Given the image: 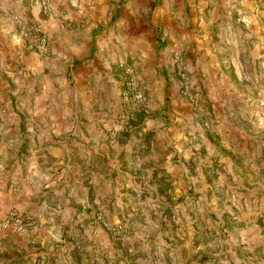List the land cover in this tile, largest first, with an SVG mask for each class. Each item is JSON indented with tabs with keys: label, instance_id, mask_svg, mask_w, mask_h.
Returning a JSON list of instances; mask_svg holds the SVG:
<instances>
[{
	"label": "crops",
	"instance_id": "1",
	"mask_svg": "<svg viewBox=\"0 0 264 264\" xmlns=\"http://www.w3.org/2000/svg\"><path fill=\"white\" fill-rule=\"evenodd\" d=\"M119 1L48 0L49 12L42 14L39 0H0V264H18L20 257L35 260L45 253L37 254L39 243L45 247L50 242L53 250L51 241L61 240L72 228L79 191L100 195L99 188L105 190L121 176L127 187L153 184H148L150 201L135 202L137 209L160 206L152 201L167 207L171 194L189 216L197 215L198 208L203 219L207 212L224 224L232 217L238 235L234 240L228 233L227 244L264 250V96L257 86L246 91V76L237 72L235 80L226 74L211 46L224 29L255 28L250 23L264 16L263 0H124L117 20L120 33H115L114 22L107 42H101L109 53L103 61L98 40L117 15ZM36 20L51 37L45 54L26 49L25 25ZM100 26L102 33L97 34ZM167 26L179 40L163 49ZM149 48L156 55L150 58L155 73L140 75L149 104L130 119L122 97L126 74L120 65H130L128 55L140 54L134 63L143 69L141 60L150 62L143 58ZM180 59L186 67L177 63ZM178 68L190 71L193 97L180 93L173 78ZM79 69L94 71L84 72L94 85L81 94L73 89ZM254 77L259 83L256 69ZM151 113L159 117L150 119ZM119 116L139 126V136L125 137L122 145L126 129ZM113 135L117 141L110 140ZM128 149L140 153L127 159L122 170L120 156ZM96 161L110 172L91 170ZM197 182L202 185L198 193ZM213 189L220 193L210 200ZM12 212L30 213L37 226L3 228Z\"/></svg>",
	"mask_w": 264,
	"mask_h": 264
},
{
	"label": "rangeland",
	"instance_id": "2",
	"mask_svg": "<svg viewBox=\"0 0 264 264\" xmlns=\"http://www.w3.org/2000/svg\"><path fill=\"white\" fill-rule=\"evenodd\" d=\"M41 1L42 0H39L40 3ZM123 2L125 3L124 0H121L115 5L117 15L114 16L112 19L113 21L105 25V28H107L106 34H101V26L97 33L101 34L98 40L97 53L102 55L103 61L108 58L109 53L103 48L101 42L103 40L107 42V38L110 34L109 32L113 31L114 22H116L115 33H120V31L117 30V20L121 15V11L124 9ZM262 3L264 4V0ZM146 7L144 8L146 9ZM148 8L150 11V6ZM263 10L264 9H262V11ZM48 12L49 9L46 13L41 11L42 14H47ZM149 16H151V14H149ZM17 17L20 19L19 16ZM250 25H255V28L246 26L245 28L241 27L240 30H234L233 27L231 32L228 28L224 29L222 33L224 38L219 36L213 41L215 46H211L216 48V51L219 52L217 56L219 57L225 73L229 76L232 74L235 80L239 79V74L237 72L242 75V78L246 76L248 78L245 81L246 91L250 92L257 86L260 89V93H262L260 97L263 99L264 16L258 17L257 21L250 23ZM167 30L168 34L161 46L163 49H166V47L170 48V46L175 47L176 40H179L178 34L172 26H167ZM245 33L248 34L246 35ZM147 46L150 47V40ZM171 52L172 51H170L169 54H172ZM152 53L149 48V52L143 58L150 61V58L156 57V55ZM93 55L94 51L91 58ZM138 56H140V54L134 55L133 58H131V54L128 55L127 62L136 67L139 78L142 72H148L153 75L155 70L152 69V61L145 62L141 60L142 64L143 62L146 63V66L142 69V66L134 63L136 60H140ZM118 58H120L119 53ZM184 59H180L179 62H177L182 67H186V61ZM90 60L84 63L83 61L79 62V66L82 63L84 66L88 65L91 63ZM177 63L175 64L176 68ZM237 64H243V68L241 65L237 66ZM84 66L81 68H84ZM94 66H96V64H94L93 67ZM255 69L259 75V83L252 81V79L255 78ZM89 71H92L94 74L92 69H85L84 71L79 69V75L75 74L77 78L73 79V89L80 90V94L87 92L89 88L94 85V79H91L90 83H88V81H86V76L83 77L84 72L87 74ZM95 72H98L97 68H95ZM182 72H186V76L191 83V73L188 69L185 70L183 68V70H179L178 68L173 72V74H175L173 78L178 82L180 93L185 96L181 86ZM251 76L253 78H251ZM115 77L119 82L123 81V77L116 75ZM259 84H261V86H259ZM113 87L118 89L116 86ZM119 88L122 89L121 84ZM145 95L147 101L143 109L148 107L150 99L147 92H145ZM121 104L124 105V102ZM261 105L264 106V104ZM151 116L152 117H149L150 119L159 117L156 113H151ZM117 119L120 125L126 129L123 135L124 138L120 139L121 145L126 141L125 137L129 135H131V137L139 136L137 134L139 127L138 123H136L137 121L132 123L131 120L128 122L127 118L123 116H119ZM165 124L167 126L170 125L168 120ZM113 139L117 141V137L114 135L110 140ZM156 147L160 149L162 146L157 144ZM162 148H164V146ZM109 151H114V149L111 147ZM125 152L122 151L119 161V163H122L120 167L122 170H124L127 159H135V156L140 153L135 149H128L125 150ZM160 152L163 154L162 151ZM142 154L146 157L148 153L146 150H143ZM82 168L83 167H81V169ZM109 168L110 167L106 165H102L101 162L98 163V161H96L94 168L91 170L94 172L100 171L101 174H105L110 172ZM114 173L116 175L118 174L116 171ZM121 175H124L123 172ZM213 175H215V173H213ZM148 184H151V186L153 185L151 182H147L137 186L134 185V187H127L125 179L121 176L120 180H115L110 187L107 188L106 186L105 190L99 188L101 192L100 195H96V193L92 191L89 192L86 189L80 190L79 210H77L76 215H74L71 220L73 223L71 224L70 222L72 228L70 227L63 232L61 240L51 241L55 247L53 250L49 249L51 246L50 242L49 245L46 244L45 247H42V243H39L35 245V247L41 248L37 250V254L41 250L45 253H43L42 256L37 255L35 260L30 259L33 256L28 257V259L20 257L18 264H264V250L262 248L261 250L259 249L253 252L248 248H240L234 243H226V237L229 235L228 233H231L234 240H236L238 235L236 231L238 227L234 224L235 220L232 217L229 219V222L225 221L224 224L216 215L207 212L204 214L205 218L203 219V214H201L203 210L195 207L198 214L192 215V213H189V216L188 213H183L181 208L177 207L179 201L176 202L177 199L171 196V194L168 195L167 201L169 202V206L167 207L161 205L158 201H152L155 206H158V204H160V206L154 207L153 209H149V207L146 206L144 210H142L140 206L137 209L138 206L134 204L135 202L150 201L149 193L152 189ZM101 186L105 188V184L102 183ZM196 188L198 193V189L202 188V185H199L197 182ZM219 193L220 190L217 189L210 191V200L213 195L218 197ZM198 196L199 194H197L194 202L199 200ZM107 199L110 201L108 202ZM195 204L198 206L199 203ZM20 215L31 216L34 220V227L37 226L38 219L30 213L24 212ZM105 223L107 225H105ZM46 248L49 250L47 251ZM58 249H60V252L57 251ZM8 250L10 251V249ZM54 251H56V254Z\"/></svg>",
	"mask_w": 264,
	"mask_h": 264
},
{
	"label": "built area",
	"instance_id": "3",
	"mask_svg": "<svg viewBox=\"0 0 264 264\" xmlns=\"http://www.w3.org/2000/svg\"><path fill=\"white\" fill-rule=\"evenodd\" d=\"M40 6L41 11L44 13H46L49 9V3L47 0H42ZM24 36L27 51L37 52L40 54H45L49 51L51 46V37L47 32H45L43 23L40 20L28 23L24 28ZM120 66L124 69L126 74L125 88L123 90L122 97L128 106L127 115L130 119H132L135 117L137 111L146 106L147 98L142 88L136 68L126 63H121ZM181 76V86L184 94L187 97H193L190 89V81L186 76V72H182ZM105 225L107 224L105 223ZM9 226H13L17 230L23 231L33 228L34 220L31 216L16 215L13 212L3 221V227L7 228Z\"/></svg>",
	"mask_w": 264,
	"mask_h": 264
}]
</instances>
